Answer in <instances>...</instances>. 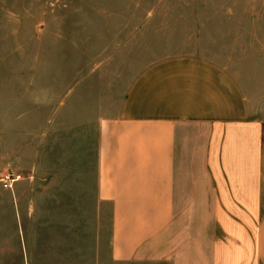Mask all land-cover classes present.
Here are the masks:
<instances>
[{"label":"rangeland","instance_id":"obj_1","mask_svg":"<svg viewBox=\"0 0 264 264\" xmlns=\"http://www.w3.org/2000/svg\"><path fill=\"white\" fill-rule=\"evenodd\" d=\"M243 50L264 61V0H0V264H92L97 121L127 75Z\"/></svg>","mask_w":264,"mask_h":264},{"label":"crops","instance_id":"obj_2","mask_svg":"<svg viewBox=\"0 0 264 264\" xmlns=\"http://www.w3.org/2000/svg\"><path fill=\"white\" fill-rule=\"evenodd\" d=\"M235 62L174 55L127 75L97 121L92 264H264V61Z\"/></svg>","mask_w":264,"mask_h":264},{"label":"built area","instance_id":"obj_3","mask_svg":"<svg viewBox=\"0 0 264 264\" xmlns=\"http://www.w3.org/2000/svg\"><path fill=\"white\" fill-rule=\"evenodd\" d=\"M14 175L12 174H5L4 176L1 177V184H2V187L3 188H11V185H12V182L14 181V178L13 177Z\"/></svg>","mask_w":264,"mask_h":264}]
</instances>
